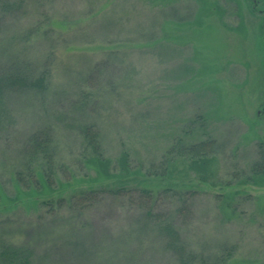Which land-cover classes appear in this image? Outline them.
<instances>
[{
    "label": "rangeland",
    "instance_id": "obj_1",
    "mask_svg": "<svg viewBox=\"0 0 264 264\" xmlns=\"http://www.w3.org/2000/svg\"><path fill=\"white\" fill-rule=\"evenodd\" d=\"M263 24L264 0H0V264H264ZM167 187L183 254L135 191Z\"/></svg>",
    "mask_w": 264,
    "mask_h": 264
},
{
    "label": "trees",
    "instance_id": "obj_2",
    "mask_svg": "<svg viewBox=\"0 0 264 264\" xmlns=\"http://www.w3.org/2000/svg\"><path fill=\"white\" fill-rule=\"evenodd\" d=\"M11 77H8L6 79L0 77V97L1 95L7 91V90H12V89H16L18 88V83L14 80H12ZM34 86L36 87H41L42 83L40 80H37L34 84ZM21 86V85H20ZM262 106V104H261ZM264 113H261L260 118L257 119H263L264 121ZM87 135H88V141H90V145H92V147L94 148L95 151L98 150V143L96 140V135L90 131L89 129H87ZM214 142L211 141H200L197 143H192L187 145L186 147V151L194 157H203L208 153H211L214 149ZM38 147H40V145H37L36 140L33 143V149L36 150L38 149ZM41 148V147H40ZM41 152L46 155L45 153H47V143L42 146L41 148ZM48 157V155H46ZM145 188H141V189H135V191H138L140 193V197H141V201L139 202V206L141 210H145L146 215H148L152 221H156L157 223L155 224H159V226L161 227V231L163 232V234L167 237L166 242H168V244L166 245L167 248H171L173 251L178 252L180 254H183V250L184 247L182 246L181 243V239L179 237L178 231L174 226V223L171 221V213H168L167 209L168 208H162V204L164 202H159L158 198H161V195H165L167 194L169 191H171L172 188H162L156 195V200L154 199V196L152 193V191H146L144 190ZM96 192L93 189H89L86 191H82L80 193H78L80 198H84L88 201H93L92 197ZM103 192H108V194L113 195V196H117V195H124L127 193H131L133 191H128V190H122V189H117V190H113V189H104ZM99 193V192H98ZM77 195V196H78ZM78 198V197H77ZM59 207H62L64 205V200L63 199H59L57 201ZM161 209V210H159ZM180 210V209H179ZM177 212L178 217L182 214L181 211ZM25 252H14L13 256L14 259L19 258V255L24 254ZM180 256V255H179ZM178 256V257H179ZM21 258V257H20ZM19 258V259H20ZM184 256L182 255L180 257V259H183ZM27 257H22L20 261H18L19 264H27Z\"/></svg>",
    "mask_w": 264,
    "mask_h": 264
},
{
    "label": "water",
    "instance_id": "obj_3",
    "mask_svg": "<svg viewBox=\"0 0 264 264\" xmlns=\"http://www.w3.org/2000/svg\"><path fill=\"white\" fill-rule=\"evenodd\" d=\"M263 26H264V24H263ZM261 113H262V111L257 109V110H256V117H257V118H260Z\"/></svg>",
    "mask_w": 264,
    "mask_h": 264
},
{
    "label": "flooded vegetation",
    "instance_id": "obj_4",
    "mask_svg": "<svg viewBox=\"0 0 264 264\" xmlns=\"http://www.w3.org/2000/svg\"><path fill=\"white\" fill-rule=\"evenodd\" d=\"M264 39V38H263ZM262 106L264 107V103L262 104ZM263 109V108H262ZM263 113H264V109H263V111H262Z\"/></svg>",
    "mask_w": 264,
    "mask_h": 264
}]
</instances>
